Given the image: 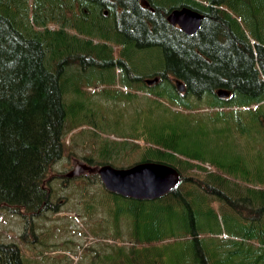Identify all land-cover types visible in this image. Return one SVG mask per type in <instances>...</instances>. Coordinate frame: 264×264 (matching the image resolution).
Masks as SVG:
<instances>
[{
	"label": "trees",
	"instance_id": "16d2710c",
	"mask_svg": "<svg viewBox=\"0 0 264 264\" xmlns=\"http://www.w3.org/2000/svg\"><path fill=\"white\" fill-rule=\"evenodd\" d=\"M152 4L154 10L144 8L139 0H0V208L26 222L47 211H58L54 181L60 177L51 171L65 155L69 118L74 125L83 122L87 107L82 100L86 92L76 81L79 74L73 77L69 71L80 67L81 71L110 73L120 67L125 70L122 83L129 86L134 83L133 51L157 49L162 71L152 76L159 75L161 80L159 86L146 90L148 102L139 112H151L153 118L168 121L167 126L151 123L150 134L136 138L123 125L118 131L121 140L103 141L102 155L132 146L141 161L173 164L182 173L181 182L171 192L149 200L158 205L159 213L167 211L168 215L155 221L154 234L146 230L142 235L138 228L134 244H176L170 251V264H214L210 262L213 259L217 264L230 263L231 254L220 257L223 250L219 247L223 246H215L203 234L212 236L216 234L213 229L220 228L212 226L217 213L209 201L220 196L233 208L244 194L238 189H246L248 201L244 200L237 213L248 221L239 226L248 237L263 235L259 224L264 223V189L252 194L250 186L229 183L220 170L225 165L207 159L181 136V130L203 120L210 136L235 135V128L241 135L247 132L245 110L231 109V102L220 99L216 90L229 89L236 82L239 96L252 93L253 99L247 103L261 99L255 90L258 85L259 90L264 88V0H152ZM182 6L204 14L194 34L185 33L167 19L172 9ZM105 7L110 9L112 24H105ZM239 17L247 24L249 35ZM114 46L121 48L117 56ZM171 77L182 80L187 91L174 89ZM141 78L135 77L137 81ZM70 85L81 100L68 102ZM156 96L164 97L165 111L158 109L161 102L150 101L149 97ZM201 103L216 112L199 117ZM205 162L215 170L210 171ZM229 185L237 189L236 197L230 194ZM167 224L170 233L163 235L160 230ZM175 224L180 232L174 230ZM24 238L25 231L20 235L23 242ZM237 244H231L235 247L232 254L244 252ZM245 253L244 261L264 264V252ZM0 264L57 263L27 255L21 242L0 238Z\"/></svg>",
	"mask_w": 264,
	"mask_h": 264
},
{
	"label": "rangeland",
	"instance_id": "374dc122",
	"mask_svg": "<svg viewBox=\"0 0 264 264\" xmlns=\"http://www.w3.org/2000/svg\"><path fill=\"white\" fill-rule=\"evenodd\" d=\"M104 16L108 19V22L103 20L105 24L113 23L110 10ZM51 25L56 26L54 23ZM247 33L249 34L248 31ZM96 42H100V39L97 38ZM120 49L114 46L116 56ZM133 54L136 58L133 60L135 68L131 70L132 77L135 75L152 77V74L161 71L159 69L161 58L157 49H135ZM80 71V67H75L69 72L73 77L79 74L76 81L86 92V97L82 98L87 106L84 121L74 125L71 117L69 118L67 124L70 129L65 138V155L51 171V175L57 174L60 177L54 181L59 196L54 198L58 211H47L43 216L26 222L20 215L0 208V238L4 241L21 242L27 255L57 264H170V251L176 244L167 243L159 247L134 244L137 241L135 234L138 228H141L142 235L146 230L154 234L155 221L167 217V211L159 213L158 205L153 201L144 200L143 206L140 200L107 193L109 191L98 174L92 176L86 173L71 180L64 177V174L71 171L79 161L88 163L90 158L99 163L97 165L110 163L117 167H129L141 161L137 153L139 151H132V146L127 150L111 149L110 154L102 155L103 141L121 140L118 131L123 125L126 129L132 130L136 138H140L141 133L144 136L150 134L151 123L167 126L168 122L162 118H153L151 112L149 114L145 111L139 112L141 108H146L145 103L148 102L147 97L150 95L146 92L148 89L145 82L136 81L127 87V91L132 89L135 94L122 93L121 86L125 87L122 83V73L125 70L122 68L117 67L110 73L106 71L101 73L98 69ZM81 73L84 74L80 75ZM66 94L69 103L75 102L76 99L81 100L76 95L73 85H70ZM149 98L150 101L161 102L158 109L162 111L168 107L161 100V98L164 100V97ZM201 108L203 109L199 111V117L216 112L208 109L203 103ZM197 122L195 127L189 129L190 131L184 127L181 136L189 143L195 144L198 151L207 159L224 164L220 170L228 178L229 183L239 182L240 187L250 186L252 194H258V190L264 189V135L254 133L255 127H258V130L262 128V131L264 127L247 124L246 135H241L235 128L236 135L219 133L210 136L209 126L203 120ZM131 141L134 142L133 139ZM208 169L215 170L212 165ZM190 173L186 171V174ZM201 176L204 177V174ZM228 187H232V191L229 190L230 194L236 197L237 189L232 185ZM238 192L244 193L243 200L237 198L236 206L233 208L220 196L210 199L209 203L217 213V219H213L212 226L220 228L213 229L216 233L212 235L213 237L210 232L203 233L207 241L213 242L215 246L216 243L223 246L219 247L223 250L220 257H228L231 254L232 261L225 264H250L249 259L244 261L245 252H264L262 238L264 234L248 237L239 226L248 221L237 213L244 200L248 201L245 199L248 192L244 188L238 189ZM202 209L205 211L207 208L204 206ZM217 221L219 225L216 224ZM259 225L264 229V223ZM174 230L181 231L178 224L174 225ZM24 231L23 242L20 235ZM160 231L163 235L169 234V224L164 225ZM235 243H239L238 248L244 252L232 254ZM159 253H163L162 257ZM210 262L217 264L214 259Z\"/></svg>",
	"mask_w": 264,
	"mask_h": 264
},
{
	"label": "water",
	"instance_id": "95a60500",
	"mask_svg": "<svg viewBox=\"0 0 264 264\" xmlns=\"http://www.w3.org/2000/svg\"><path fill=\"white\" fill-rule=\"evenodd\" d=\"M108 10H105V14ZM204 15L188 7L174 9L168 15V20L189 34H193L201 27ZM158 77L147 79L150 85L157 83ZM179 91H186L183 81L176 79ZM220 97H228L231 92L220 88ZM84 171L97 172L109 191L124 197L139 200H153L172 191L181 181V172L174 166L158 161H143L129 167H116L104 164L100 167L87 163H78L64 176L73 178Z\"/></svg>",
	"mask_w": 264,
	"mask_h": 264
},
{
	"label": "flooded vegetation",
	"instance_id": "af4514ba",
	"mask_svg": "<svg viewBox=\"0 0 264 264\" xmlns=\"http://www.w3.org/2000/svg\"><path fill=\"white\" fill-rule=\"evenodd\" d=\"M140 3H141V6H143L144 8H149V9H152L154 10V8L152 6H154L152 4V0H139ZM178 27V26H177ZM257 43V42H256ZM136 76H140L142 77L141 75H135ZM264 77V75H263ZM263 80V79H262ZM137 81V79L135 80V82ZM140 81H144L145 82V77L144 78H141ZM236 82H233L231 83L230 87L228 90L231 92V94L227 97V98H224V97H220L223 101L227 102H231L232 106L231 108H242L244 110H246V114L248 116H246L245 118V123L247 124H254V125H259L260 124V127H264V88L261 90H259V86L258 85V89L255 90V92L257 93L256 95H260L261 96V99L258 100V101H254L253 103L249 102L247 103L248 101L246 100H252V93H248L246 92L245 95L243 96H239V92H241L238 87L236 86ZM147 86V89H153L155 88L157 85L154 84V85H146ZM136 89V87L134 88ZM137 91V90H135ZM245 91V90H244ZM250 109L254 110V111H250ZM256 129L254 130V133L255 134H258V135H264V131H262L261 129L258 130V127H255Z\"/></svg>",
	"mask_w": 264,
	"mask_h": 264
}]
</instances>
